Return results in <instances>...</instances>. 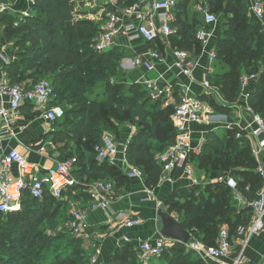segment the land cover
<instances>
[{
    "label": "trees",
    "instance_id": "16d2710c",
    "mask_svg": "<svg viewBox=\"0 0 264 264\" xmlns=\"http://www.w3.org/2000/svg\"><path fill=\"white\" fill-rule=\"evenodd\" d=\"M35 1V15L18 24L16 15L6 13L0 16V30L3 32L0 34V42L2 39L14 42L18 47L15 58L5 64L4 70L12 84L31 87L43 79L49 80L56 95L55 103L69 105L68 109L64 108L65 116L58 124L70 119V128H57L55 125L51 136L56 143H61L62 139L66 141L58 148L60 160L73 158V153L77 155L73 173L78 184L70 189L75 191L76 188L87 185L83 182L85 173L89 175V179L103 177L102 179L109 180V177H113L117 180L118 192L131 189V178L121 168L100 163L96 157L95 146L103 141L105 130L111 125L110 113L126 117V123L138 128L129 145L127 159L130 165L144 169L148 186L157 187L162 168L157 164L150 142L166 140V146L160 152L174 142L176 129L171 119L169 122V117L174 114L176 104L166 107L162 100H152L142 84L132 83L130 87L138 91L131 93L132 89L128 85L111 81L116 76L119 69L117 63H120L125 51L121 48L103 53L95 51V39L103 29L101 22L105 20V16L101 15L100 20L94 18L89 21L85 18L97 14L99 6H91L83 11L84 3L80 0ZM136 1L118 0V4L131 5ZM203 1L210 3L209 8L213 12L222 9L225 19V35L218 38L216 50L217 60H224L228 68L209 77L212 81L215 77L224 96L231 101L236 94H241L242 73H255L259 69L257 64L261 61L264 63L263 24L249 17L246 0ZM190 2L191 0H180L176 20L172 23L175 32L171 40L173 48L200 54L202 45L197 32L205 22L204 15L200 11H191L188 7ZM82 14L86 17H82ZM82 29H88L90 33L85 36ZM151 46L155 47L154 44ZM28 80L32 81L26 82ZM250 91V105L264 117V73H261ZM94 94L96 97L92 98L91 95ZM175 94L178 100L177 90ZM213 104L217 106L216 103ZM221 108L226 113L231 111L230 107ZM237 132L238 129L235 128H227L223 135L215 130L209 131L201 151L192 156V161L199 170L213 179L218 178L215 183L192 189L179 187L165 202L168 212H177L183 227L208 246L217 245L222 226L229 225L233 238L238 226L247 224L252 219V209H241L234 198L233 189L226 180L221 181L220 178L233 176L239 181L240 188L250 186L252 193L258 192L263 184L257 173L258 161L251 144L245 137L238 139ZM72 143L77 145L75 150ZM176 176L179 177V174ZM87 197L90 201V196ZM50 198L55 199L48 191L43 197H34L26 191L20 211L8 214L0 212L1 219H10L12 234L10 241L0 245V264L4 258L6 264H92L93 252L86 254L85 241L74 236L69 240V246H64L65 241L63 245H58V249H64V252L69 250L68 255L57 252L52 261L42 262L44 257L39 223L44 219L43 226L49 229L48 234L57 228L55 207L51 208L49 216L46 211L48 205L45 204ZM102 227L104 230H101H108V226ZM63 237L64 235H59L48 239L60 241ZM161 259L166 264H206L196 251L184 243L172 240L168 242ZM98 264L141 263L134 246L127 244L117 247L112 254L100 259Z\"/></svg>",
    "mask_w": 264,
    "mask_h": 264
},
{
    "label": "built area",
    "instance_id": "2783aa9c",
    "mask_svg": "<svg viewBox=\"0 0 264 264\" xmlns=\"http://www.w3.org/2000/svg\"><path fill=\"white\" fill-rule=\"evenodd\" d=\"M27 1V8L17 15L16 24L33 16L36 11V1ZM104 1L111 7L105 14L103 29L95 39V51L103 53L121 47L130 51L137 47V43L145 44L144 52L134 50L131 52L134 58L125 57L129 59H124L128 60L126 62L131 63L135 69L143 72L136 82L143 85L152 100H162L165 105H169L174 99L176 90L178 93L176 110L172 115L173 126L176 129L175 140L156 157L157 164L162 168L160 183L174 184L178 179L186 178L189 181V187L193 188L217 181L218 178L213 179L202 170L198 173V168L192 161V156L201 151L205 142V139L199 141L198 144H202L201 148L198 144V148L194 146L192 124L221 125L225 122L226 128H234L230 124L228 115L216 112L213 102L220 107H230L233 111L240 110L248 115L249 123L245 127L235 128L238 129L236 136L238 139L247 138L255 157L264 153V117L249 103L250 90L254 82L260 78L258 73H243L240 78L241 94L239 100L234 102L227 100L221 87L215 84L208 75L201 81L203 92L200 94L182 83L173 84L161 75L151 76L164 60L159 48L168 47L174 58L168 71L178 77L188 78L191 81L196 80L195 71L199 64L197 57L188 50L173 48L172 45L171 36L175 32L172 23L176 20V10L180 0H137L131 5L124 6L119 5L118 0ZM250 1L253 16L259 23L264 22V0ZM10 11L9 4H0V16L11 13ZM198 11L203 13L207 25L217 23L216 14L208 6H202ZM214 34V29L200 27L197 38L206 47ZM152 44L155 47H152ZM208 60L210 64L217 61L216 50L210 52ZM5 61L9 62L8 59ZM0 99L3 100L0 102L1 135H14L13 126L20 116L21 108L26 103L31 104L34 111L40 112L51 127L65 116V109L55 103L56 95L51 82L47 79L27 87L25 84H12L8 80L7 73L4 72L0 80ZM133 136L134 132L126 139L116 140L105 134L103 141L95 146L96 157L100 163L120 167L129 178L142 179L147 195L144 200H150L155 196L154 188L147 185L143 170L130 165L127 159L128 148ZM42 150L44 151L45 148L42 147ZM75 165L76 158L66 161L56 159L54 167L47 168L45 173L40 174L37 165L32 163L27 156L15 148L9 149L0 158V212L8 214L20 211L26 191L34 197H43L48 191L53 197L63 199L65 192L78 184V179L73 173ZM257 173L261 176L263 184L256 192L257 197L249 202L242 196L243 190L235 177L220 178L221 181L226 180L233 189L235 200L249 206L253 212L249 223H242L238 226L235 240L231 236L230 227L224 225L220 230L216 246H205L199 241L191 244L190 241L186 244L188 248L196 249L204 257L223 259L232 253L234 244L237 243L238 254L233 264H246L245 250L249 240L264 231V166L258 164ZM176 174H179V177ZM90 186L92 200L89 210L109 211L119 196L116 182L100 179ZM244 191L251 192L250 186H246ZM139 222L140 220L130 217L119 225L110 226L107 231L92 229L87 211L73 206L69 214L68 229L74 237L90 243L89 246L92 245L91 263L98 264L103 238L114 237L119 234L120 228L134 227ZM108 224H114L112 218L108 220ZM120 240L124 245L134 246L137 259L141 264H149V261L153 259H161L168 242L171 241L160 233L156 238L122 235Z\"/></svg>",
    "mask_w": 264,
    "mask_h": 264
},
{
    "label": "crops",
    "instance_id": "0c3cea01",
    "mask_svg": "<svg viewBox=\"0 0 264 264\" xmlns=\"http://www.w3.org/2000/svg\"><path fill=\"white\" fill-rule=\"evenodd\" d=\"M103 3V10L107 12L109 9L108 4L106 1L101 0ZM248 3V13L249 17L253 20L258 22L252 14L251 11V1L246 0ZM0 4H9L11 7V13L13 15H19V13L24 9L27 8L28 1L27 0H0ZM36 13V11H35ZM35 13L33 15H35ZM105 20L102 22V28L104 25ZM264 25V22H261ZM215 34L209 40V43L206 47H204L203 52L198 54L192 51V53L197 57L199 64L195 71V81H191L188 78L178 77L177 75L171 74L168 71L169 66L173 63V54L171 53V49L168 47L159 48L162 53L164 60L157 68L155 73H152L151 76H159L166 78L173 84L182 83L186 86H189L191 90L195 91L197 94L203 92L201 87L202 79L208 75H213L216 73V62L213 64L209 63V54L212 50H216L215 44ZM146 45L143 43H137V47H134V50L139 52H144ZM122 51L127 53L126 55H132L131 52L134 50L128 51L127 49L122 48ZM18 51V47L15 45L14 42H6L3 39L0 42V80L3 78L4 75V66L6 64L5 59H8L9 62L15 58V55ZM217 52V50H216ZM124 68L126 69L124 72L129 77H135L138 79L140 75L143 73L141 70L135 69L131 63L123 64ZM218 72V71H217ZM32 80H28L26 82H31ZM0 102L3 100L0 99ZM170 104H177L176 95L173 100H171ZM164 106H168L165 105ZM230 115L226 114L232 120H230V124L234 128H242L245 127L249 121L250 117L246 115L242 111H231ZM226 123L223 122L221 125H208L207 123H194L191 126V131L193 134L194 139V146L198 148V146H202V144H198L200 140L205 139L206 134L209 131L223 128L226 130L227 126ZM133 127V126H132ZM54 127H51L47 121L41 116V113L38 111H34L33 108L30 107L27 103L23 105L20 110V116L17 118L16 123L13 126L14 135H1L2 129L0 128V140H1V149H0V158L7 153V151L11 148H15L19 150L22 154L27 156V158L37 165L38 171L40 174L46 172L47 168H51L55 166L56 159H59L58 148L61 146L60 144H56V142H52L53 137L51 136V131ZM134 132V129L129 127V133L124 136L126 139L131 133ZM52 143V145H50ZM198 144V146H197ZM57 146H59L57 148ZM42 147L45 150H42ZM258 164L264 166V153L259 157H256ZM14 173L17 174V171L14 170ZM85 178H88L89 175L87 173L84 174ZM88 187H91L88 185ZM179 187H189V181L186 178L178 179L174 184L168 182H161L158 184L157 187H154V194L150 200H144L147 196L145 193V184L144 181L140 178H131V189L129 191H120L119 196L116 198V201L111 206L109 211L104 210H89L88 207H85L87 211V216L89 223L92 227H95L97 230H101L104 228L102 226H115L121 224L123 221L127 220L128 218H135L140 220L139 224L134 227H124L120 228V232L118 235L114 237L103 238L101 243V255L100 259H104L105 257L112 254L117 247H122L124 244L120 240L122 235H129L132 237H144V238H156L159 236V232L156 226V214L157 208L160 204H165V199L169 197V195ZM242 196L245 200L252 201L257 197L256 193H252L249 191H244L242 189ZM91 191V188H90ZM237 201V200H236ZM238 206L243 209L245 207H249L245 204L240 203L237 201ZM113 219V225L108 224V220ZM229 226V225H228ZM102 230V231H103ZM236 236H233V240H235ZM203 243L200 239L194 238L192 236L191 244L195 242ZM235 243V241L233 242ZM89 246L90 243H85ZM92 250V245L89 246ZM198 251L194 248H190ZM238 250H237V243L234 244V248L232 253L223 259H215L211 257H204L206 264H233L235 258L237 257ZM245 257L247 259L246 264H262L264 262V231L260 234L253 236L246 247L245 250ZM162 260V259H161ZM164 261V260H163ZM165 262V261H164ZM152 264H156L155 262ZM159 264V263H157ZM163 264V263H162ZM166 264V262H165Z\"/></svg>",
    "mask_w": 264,
    "mask_h": 264
},
{
    "label": "rangeland",
    "instance_id": "374dc122",
    "mask_svg": "<svg viewBox=\"0 0 264 264\" xmlns=\"http://www.w3.org/2000/svg\"><path fill=\"white\" fill-rule=\"evenodd\" d=\"M80 1L82 3H84L83 4V11L87 10V9H90L91 6L92 7H94L96 5L99 6L98 7L99 10H98L97 14H92V15L87 16V17L84 16V14H82V17H86L85 20H89L90 21V19L94 20V18H97L98 20H100L101 19V15L105 16L106 11L103 10V3H102L101 0H80ZM202 6L211 7L209 2L203 1V0H191V2L188 5V7H189V9H191V11H198V9H200V7H202ZM221 11H222V9L218 10V12H216V11L213 12L212 11L213 13L216 14V16L218 18L217 23H215L213 25H208L207 26V24L202 21L203 18L200 16L201 22H203L201 27H206L207 26L206 29H214V33H215L214 44H215V47H216V45L218 43V38H220L221 35H225V29H226L225 19L223 17V13ZM202 16H203V13H202ZM190 20H191V18H190ZM262 28L264 29L263 25H262ZM82 32L86 36L87 34L90 33V30L82 29ZM2 33H3L2 30H0V34L1 35H2ZM203 49H204V46L202 45V49L200 51L201 53L203 52ZM126 54L127 53H124V57L120 60V63L119 64L117 63L119 69H118V71L116 73V76H114L111 79V81L113 83H116V82L119 81V82L124 83L125 85H128V87H130V86H132V83L135 82L137 84L138 82H136V79H135L136 76L129 77L124 72L126 69L124 68L122 63L123 64H127L128 62H126V61H128V60H124V59H129V58H125V57L134 58L133 55H126ZM123 60H124V62H123ZM215 64H216L215 65L216 66V73L223 72L225 69L228 68V65L222 59L221 60L218 59ZM257 66H259V69H258L259 72L258 71H255V72H257L259 75H261V73L263 74L264 73V63H263V61L259 62L257 64ZM242 75H243V73H242ZM213 82L215 84H217V82L215 80V77H214ZM138 84H141V83H138ZM130 88L132 89L131 93L138 91V90H133V87H130ZM127 91H129V90H127ZM238 96L239 95L236 94L235 97L233 98V100H231V101L232 102L238 101L239 100ZM91 97L94 98L96 96L94 94V95H91ZM228 101L231 102L230 100H228ZM59 104L63 108L68 109L69 105H66L65 103H62V102L59 103ZM171 105L172 104H169L166 107H169ZM215 108H216V112L217 113H220V114L221 113H226L225 111H221L223 108H221L219 105L215 106ZM227 114L230 115L231 113H227ZM170 119L172 120V117L171 118L169 117V122H170ZM69 120L70 119H67L66 121L64 120V123L60 122L59 124L57 123L58 125L57 124H55V125H56L57 128L63 127V128L68 129V128H70L69 127L70 125H68L69 124ZM110 120H111V125H108V127L105 130V134L107 136L112 137L113 139L123 140L124 136H126L129 133V127L134 129V134L138 131V128L136 126L132 127L129 123H126V117L122 118V117H118L116 114L110 113ZM230 120H232V119L230 118ZM115 121H122V123H120V122H116L115 123ZM55 125H53L52 127L55 128ZM217 132L219 134L223 135L225 133V130L223 128H221V129H218ZM52 142H55V141L52 140ZM65 143H66V141L62 139L61 143H56V144L64 145ZM150 143H151L150 144L151 150L154 152V156L155 157H157L158 153L161 150H163L165 148V146H166V140H163V141H161V140H152ZM72 144H73L72 147L75 150L77 145L74 144V143H72ZM58 147L59 146H57V148ZM73 158L77 159V155H75L74 153H73ZM73 158H70V159H73ZM121 170L125 173V171L123 169H121ZM197 172L199 173V169H197ZM120 174H122V173H120ZM102 178L103 177H97V178H92V179L90 178L89 179V178L83 177V182H85L87 184V185H85V187H80L78 189L76 188L75 191H72V189H68L65 192V195H64L63 199H58V198L51 199L50 198L46 202L47 204H45V206L48 205L47 206V210H46L48 212V216L50 215L51 208L55 207L54 217L57 220V226H56L57 228L55 227L56 230H53L51 233L48 234L49 229H47L45 226H43L44 219L39 223L40 224L39 225V228H40L39 231L42 233L41 234V237H42L41 238V242H42V247L41 248L43 250L42 256L44 257V260L42 259L43 263L52 261L54 254L57 253V252L64 253V254L68 255L69 250L64 252V249H58L59 248L58 245H63L62 243L65 241L64 242L65 243L64 246L65 247H67V245L69 246V243H70L69 240L73 237L72 233L68 229V221H69L70 210H71V208L73 206H75L77 208H81V209H86L85 207H88V205L91 203L90 187H87V186L93 184L94 182H96V181H98V180H100ZM109 178H111L109 180L113 179V177H109ZM113 181L116 182L117 180L113 179ZM116 184H117V182H116ZM87 195L90 196V201L88 200ZM165 202H166V199H165ZM171 214L174 215L178 219L179 215H178L177 212H174V213L172 212ZM10 226L11 225H10V219L9 218H6V217H4L3 219L0 218V245L3 244L4 242H8V241L11 240L12 234H11ZM222 228H223V226L221 227V229ZM59 235H64L63 239L60 240V241L55 240V239L54 240L53 239H51V240L48 239L49 237L57 238V237H59ZM202 244H204L205 246H208L204 242ZM46 245H48V246L46 247ZM85 249L87 250L86 254H91L92 253V250H91V248L88 245L85 246ZM0 257H2V255H0ZM0 259H2V258H0ZM5 259L6 258H4L2 260V262H1L2 264H6ZM154 262L156 264L157 263L165 264V262L163 260H161V259H153V260L149 261V264H152Z\"/></svg>",
    "mask_w": 264,
    "mask_h": 264
},
{
    "label": "water",
    "instance_id": "95a60500",
    "mask_svg": "<svg viewBox=\"0 0 264 264\" xmlns=\"http://www.w3.org/2000/svg\"><path fill=\"white\" fill-rule=\"evenodd\" d=\"M156 226L158 232L169 240L188 244L192 239V233L186 230L181 222L168 212L164 203L157 208Z\"/></svg>",
    "mask_w": 264,
    "mask_h": 264
}]
</instances>
